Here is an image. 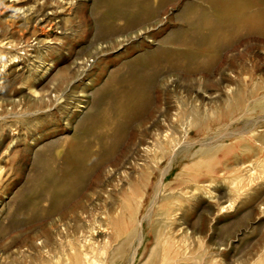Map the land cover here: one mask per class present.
<instances>
[{
	"label": "rangeland",
	"instance_id": "obj_1",
	"mask_svg": "<svg viewBox=\"0 0 264 264\" xmlns=\"http://www.w3.org/2000/svg\"><path fill=\"white\" fill-rule=\"evenodd\" d=\"M105 1L0 0V264L102 259L146 214L147 247L163 232L167 261L264 264V159L215 147V46L173 43L201 40L215 13L205 0H149L139 15ZM193 6L210 15L200 29ZM228 48L238 65L264 50L257 36ZM159 141L176 155L160 186Z\"/></svg>",
	"mask_w": 264,
	"mask_h": 264
},
{
	"label": "bare ground",
	"instance_id": "obj_2",
	"mask_svg": "<svg viewBox=\"0 0 264 264\" xmlns=\"http://www.w3.org/2000/svg\"><path fill=\"white\" fill-rule=\"evenodd\" d=\"M205 2L210 5V8L216 15L215 20L207 22V26L212 28L211 31L207 30L206 35L201 36L200 42L194 38L189 39L185 36L180 40H174L173 43L182 44L183 46L198 45L202 46V48L205 47V49L215 46L216 51L219 53V83L223 90L216 111L218 122L217 136L220 140L215 147L218 150L221 149L222 152L240 147L242 149V154L240 153L242 156L257 158L262 156L264 159V68H261L264 67V50L261 53L258 51L256 54V58L261 61L259 65L255 61H251L249 64L242 63L238 65L228 60V57H222L223 53L229 49L228 47L234 45L244 37L257 36L258 43L264 46V0H205ZM110 3H114L116 8L121 6L125 8L130 6L138 7V10L141 9L140 12L136 13L138 15L141 13H151L153 8H155L150 4L149 0H141L140 3L132 0H106L104 6L111 8L109 6ZM193 7V13H191L189 21L193 25V28L197 29L201 27V20L208 19L210 15L203 8ZM116 13V17L123 19L126 25L133 24L134 20H136L134 17L137 16L135 14L130 15V19H128L129 17L120 15L121 11ZM187 34L189 35V33ZM189 36L191 37V35ZM202 40H204L203 44ZM164 43L167 42L164 41ZM162 50V52L170 55V57L174 55L168 48ZM187 52L185 51L184 53ZM194 111L191 110L192 113ZM194 123H197V121H193ZM172 142L173 140L170 138L169 143L171 144ZM228 142L229 144H227ZM163 145L161 141L156 144V148L160 149L162 156L168 159L165 168H163L161 178L157 183L158 186L162 184V179L166 175L172 159L176 156L172 151H164ZM213 148L211 146L206 147L203 149L202 154L212 152ZM158 192L157 188L156 194ZM155 196L154 198L156 199L158 196ZM147 216L146 214L145 217L143 216L139 220L133 219L134 221L132 220L131 222H135L134 228L128 233L126 226H129V224L126 225L124 223L123 227L125 228L126 236L115 244H111L112 242L103 244L101 246L102 259L86 251L84 253H77V260L68 264H135L140 254L146 256L145 260L140 264H205L201 254L196 256L198 259L196 263L179 262L180 258L185 260L183 258L184 253H181L182 256L176 261L174 259L173 261H167L172 248V242L168 241V238H162L163 232L157 235L154 241H151L153 246L149 250V246L147 247L146 243L150 240L145 241L144 239L145 227L147 226L145 219ZM110 247L112 248L107 253L105 249ZM89 248H94V245ZM127 250L128 253L124 255ZM103 251L105 255H103Z\"/></svg>",
	"mask_w": 264,
	"mask_h": 264
}]
</instances>
